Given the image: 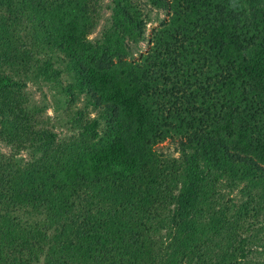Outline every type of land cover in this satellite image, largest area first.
Returning a JSON list of instances; mask_svg holds the SVG:
<instances>
[{
	"label": "trees",
	"instance_id": "obj_1",
	"mask_svg": "<svg viewBox=\"0 0 264 264\" xmlns=\"http://www.w3.org/2000/svg\"><path fill=\"white\" fill-rule=\"evenodd\" d=\"M0 145V264H264V0H0Z\"/></svg>",
	"mask_w": 264,
	"mask_h": 264
},
{
	"label": "rangeland",
	"instance_id": "obj_2",
	"mask_svg": "<svg viewBox=\"0 0 264 264\" xmlns=\"http://www.w3.org/2000/svg\"><path fill=\"white\" fill-rule=\"evenodd\" d=\"M144 1V0H141ZM105 2L107 3L108 0H105ZM155 11H153L151 13V22H149L148 26H147V33H146V37L149 36L150 34V30L153 27L157 26V22L155 20ZM160 18L163 17V14L159 16ZM103 24V23H102ZM102 24L100 26H98V28L96 29V31L89 36L90 39H94V38H99L100 37V31L102 29ZM147 44L145 42H140L138 43L135 48H133V57L137 58L139 53L145 52L147 50ZM27 92L32 96L33 100L38 103L41 104L42 101H44L45 104L49 105V108L47 109V113L46 116L48 117H54L53 115H56V113H54L53 109V104H54V99L56 95H54L52 89L50 88L49 85L46 84H40V85H36V84H29ZM51 107V109H50ZM60 114V117H62L64 115V113L62 112H58ZM64 117V116H63ZM66 120V119H63ZM69 127V126H68ZM57 132H59V138L61 140H64L65 142L68 141V143H72L76 138V132H73L72 130L68 129L67 127L64 128H57L56 130ZM158 150L162 151L164 153L167 154H173L175 153V145L171 142H165L161 145L158 146ZM0 151L4 154H9V149L6 148L4 145H0ZM21 157L26 158L25 154H22Z\"/></svg>",
	"mask_w": 264,
	"mask_h": 264
}]
</instances>
